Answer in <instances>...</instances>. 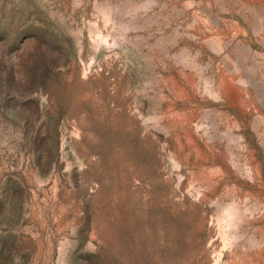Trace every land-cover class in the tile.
Segmentation results:
<instances>
[{
    "label": "rangeland",
    "instance_id": "1",
    "mask_svg": "<svg viewBox=\"0 0 264 264\" xmlns=\"http://www.w3.org/2000/svg\"><path fill=\"white\" fill-rule=\"evenodd\" d=\"M0 264H264V0H0Z\"/></svg>",
    "mask_w": 264,
    "mask_h": 264
}]
</instances>
